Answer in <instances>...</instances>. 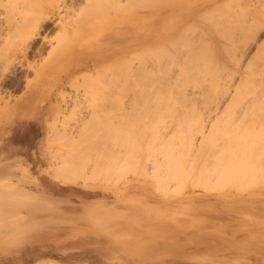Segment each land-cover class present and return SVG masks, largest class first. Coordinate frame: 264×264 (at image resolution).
I'll return each instance as SVG.
<instances>
[{
	"label": "rangeland",
	"instance_id": "374dc122",
	"mask_svg": "<svg viewBox=\"0 0 264 264\" xmlns=\"http://www.w3.org/2000/svg\"><path fill=\"white\" fill-rule=\"evenodd\" d=\"M212 1L189 0L180 24L182 30L176 39L156 45L152 52L140 58L128 55L124 65L134 68L132 76H128L130 72L127 70V74L126 69L111 71L103 76V87L98 91L93 82L90 86H82L84 75L91 73L94 77L95 71H82L76 77H83L75 81L73 87L58 88L51 101L46 91L35 99V105L13 113L14 116L0 115V264H264V190L258 191L264 188V181H260L263 178L256 179L261 184L252 178L240 185V188L256 185L253 188L262 195H256L255 190L248 193L253 188L247 190V186V192L243 189V195H236L238 182H235L237 187L232 182L234 188L230 189L226 181L228 187L223 185L226 188L223 191L230 189V195L223 197L226 192L221 190L222 195L218 190L224 181L213 189L215 180L210 182L211 179L208 181L205 177L223 159L231 157L228 153L234 151V141L239 146L245 144L243 154L246 151L245 155L250 154L256 161L262 156L259 163H264V99L246 100L254 92L258 96L264 92V0H217L214 8ZM165 2L167 0H144L137 4L153 10ZM172 24L174 22L141 23L135 26L134 33L169 31ZM116 33L117 30H110L108 35ZM54 42L58 45L56 40ZM251 42H263V52L257 57L255 51L244 54L245 46ZM43 57L46 59L48 55L45 53ZM250 58L254 75L241 85ZM28 60L34 63L32 55ZM173 77H178L175 85L170 83ZM29 79L34 82L33 72L29 73ZM223 85L224 91L227 86L230 91L239 86L242 97L246 95L245 100L228 102L225 106L229 107L222 106L221 112H216L214 105H210L214 102L210 101L217 96V88L223 91L220 89ZM6 90L5 99L9 101L1 100L0 109L15 105L26 91L25 87ZM185 93L190 94L188 98ZM99 95L103 103L100 106V101L96 100ZM85 106L92 111L101 107L103 117L102 126L98 125L99 119L86 120L93 132L88 129V135L91 133L87 136L88 147L85 144L86 153H81L77 145L83 140L77 138V144L64 130L74 126L80 108L83 110ZM201 131L209 132L212 142L207 140L210 143L207 147L213 148V152L198 162L191 158L189 148L183 147L181 140L196 133L199 143ZM259 133L262 136L259 137ZM213 141L220 144L216 145L218 148L211 146ZM249 144H254L251 145L253 149ZM114 151L110 160L103 156L108 162L106 166L102 164V154ZM71 152L75 153L70 155L74 164L79 168L83 165L78 168L81 171H88L90 167L97 171V166L94 168V164L90 166L89 163L94 161V156L100 157L95 158L99 160L98 164L95 161L100 165L98 172L91 171L94 179L89 177L90 171L84 175V170L82 175L74 166L76 169L72 171L71 167L68 173V168L60 166L67 158L70 161L67 153ZM117 152L122 153L117 157ZM152 157L158 164H163L167 157L177 159L192 174L183 175L178 169L175 174L182 177L177 175L179 178L171 179L173 184L172 181L169 185L167 181L160 182L161 169L158 171L154 166V172L150 167L154 161ZM137 158L141 162L138 166ZM83 161L89 169L84 167ZM114 162L115 166L110 165ZM122 162L125 165H121ZM144 163L152 172L141 166ZM198 165L204 167V173L196 172ZM104 168L105 171L110 168V176H105ZM60 169L68 175L78 173L75 176L79 177L78 181L75 179L78 183L72 175L67 179L61 175L62 181H57L60 177L53 173ZM99 169H102L100 176ZM194 173L195 178L192 177ZM189 175L194 178L191 184V179L186 178ZM96 177L100 180H95ZM203 177L206 179H201ZM85 178L98 184L88 180L93 187H84L82 179ZM180 178L184 181L182 186ZM63 179L67 182L63 183ZM200 179L207 180L210 192L205 191ZM200 184L204 191L199 189ZM193 185L198 186L197 190Z\"/></svg>",
	"mask_w": 264,
	"mask_h": 264
},
{
	"label": "bare ground",
	"instance_id": "6f19581e",
	"mask_svg": "<svg viewBox=\"0 0 264 264\" xmlns=\"http://www.w3.org/2000/svg\"><path fill=\"white\" fill-rule=\"evenodd\" d=\"M188 1L189 0H167V2H165V4H163L162 6L156 7L158 9L153 8V10H151L149 8L147 9L146 7L141 8L140 5L137 4V2L142 3V2H144V0H0V101L7 97L6 94L8 92H7L6 88L13 87V88L20 90V89L25 87V89H26L24 95L21 97V99L19 101H17V103L15 105H11L10 107H8L6 105L4 108L0 109V115L7 116V118H10L13 115V113L21 111L26 107H30L32 105H35V102H36L35 99L37 97L39 98L46 91H49V94L47 97L49 98L48 100L51 101L53 99V94H54L55 90H57L58 88L64 87L66 85L73 87V85L75 84V81L76 82L79 81V78L81 77L80 76L77 78L76 75L81 73L82 71L87 72V73H89L90 70L95 71L94 73H96V75L94 74V77H92V75H90L91 73L89 75L85 74L84 77L82 75V77H83V78L81 77L83 79V83H82L83 85L82 86H90V83L93 82L94 86H96L98 91H100V87L103 85V83H101V82H103V76L108 75V73H110L111 71L116 73L115 71H117V70L120 71V70L126 69L125 70L126 73H127V70L130 72L129 74L127 73L128 76H132L134 73V70H133L134 68L132 67L133 69H131L130 66L127 67V66H125L126 64L124 65L125 58L128 55L130 57L134 56L135 58H138V57L140 58V57L144 56V54L146 52H148V51L152 52L153 48L156 45H158L160 43H164V42H170V41L176 39L177 36L179 35L180 31L182 30V26L180 24H182L184 21L183 19L185 18L184 14L186 12V6H187ZM213 1H212L213 2L212 8H214L216 6L217 0H213ZM135 7H140V9H134ZM155 10H157V11H155ZM159 12H161V13L165 12L166 15L165 16L162 14L160 15ZM148 22H159L162 24H171L174 22V24H172V26L169 27V28H171V30H169V31L167 29H163V30H167L168 32L163 31V30L161 32L149 30L142 35L134 33L135 26H137L141 23H148ZM259 24H261V22H259ZM123 27L126 28L124 30V32L123 33L119 32V30ZM110 30H117V33L114 35H108ZM92 33L94 34L93 37H91ZM54 34H55V37H52V35H54ZM55 40L58 42V45L56 44L57 46L53 44V42ZM60 42H62V45H60L61 44ZM251 43L248 46H245V53L244 54H248V53L252 54V52L255 51L254 55H256L255 57H257V55H259L260 53L263 52V47H262L263 42L261 44H257L256 42H255L256 44H254V43L251 44ZM45 53L48 55V57L46 59H44V57H43V55ZM31 55H32V58L34 60V63H31L28 60V57L29 56L31 57ZM251 59L252 58H250V60ZM127 60H128V57H127ZM250 60H248V62H247L246 66H247L248 70L244 74L243 81L240 83L241 85L244 82L251 80L252 79L251 77L254 75V72L251 70V67L253 64L252 63L253 59L251 60V62H250ZM39 61H40V63H39ZM131 66H133V64ZM30 72H33V75H34V82L33 83L30 82L31 79H29V81H28V77H29ZM82 74H84V73H82ZM111 75H113V74H111ZM75 78H77L78 80ZM176 80L178 82V77L177 78L173 77V79L170 81V83L175 85L177 83ZM247 84L248 83L244 84V86H246ZM229 85H230V83H229ZM76 86L77 85H75L74 87H76ZM231 86L233 87V85H231ZM238 87L232 88L233 89L232 91H230L231 88H229V86H227V89L225 88L226 89L225 91H224V85L222 87H220V89L223 88V91L219 90L217 88L218 93H217V96L215 97V99H213L212 101H210L208 99L210 101V103L214 102L210 105H214V109L216 110V112H221L220 108H223L225 105H228L229 104L228 102H230V104H231V102H233L234 100H241V101L245 100L246 95L244 97H242V94H240V89H238ZM262 94H263L262 96H258L257 93L254 92V94L252 96H249L248 99H246V100L263 101L264 92H262ZM184 95H185V97L188 98V96L190 94L188 95L187 93H185ZM99 96H100V97H98L99 99L96 98V100L98 103L100 101V103H99V106H100V104H103V103L101 102L102 101L101 95H99ZM11 97H13V96H11ZM210 97H211V95L209 97L207 96L206 98H210ZM206 98L203 100L206 101L207 100ZM5 101L8 102L9 99L7 98V100L5 99ZM13 101H15V100H13ZM11 102L12 101H10L9 103H11ZM225 107L227 108L229 106H225ZM100 108L97 107V109L96 110L94 109L93 111L89 110L86 106L83 108V110H81L82 108H80V111L78 112L79 117L77 118L76 122L73 124L74 126H70L68 128L69 129L68 131L64 130V132L67 136L69 135L71 139H76L77 144L79 142V140L77 141V138H79L80 140H83V141H81V144L79 143V145H77V147L79 146L78 148L80 149V150L78 149V151L81 153H83V151L86 153L85 150L88 147L87 140L89 139V137H87V136H89L91 134V133H89V135H88V132L90 129L88 127L89 125H87V124L89 121H86V120H88L89 118L90 119L96 118L95 120L97 121L99 119V122H100L101 118L103 117V112H102L103 110ZM214 109H212V110L214 111ZM210 112L212 113V111H210ZM98 125L102 126V123L100 122ZM85 126H87V127L85 128ZM91 131L92 130H90V132ZM204 132L205 131H201V137H200L201 140L199 143H197L198 138L196 137V133H193L191 135L189 134V135L183 137V139L181 140L182 141L181 144L183 145V147L185 146V147L189 148L190 153L192 154L191 155L192 157L191 156L190 157L193 158L194 161L200 162V160L204 159L206 156H208L209 154H211L213 152V150H212L213 148L209 149L207 147L208 144H210L208 141L212 142L211 139L209 140V137H208L209 132L208 131H206V133H204ZM207 132H208V134H207ZM75 134H77V135H75ZM96 135H98V134H96ZM260 136H262V135H260V133H259V137ZM213 142L215 143L216 141H213ZM228 142L227 143L221 142V144H224V143H225L224 145L230 144ZM235 142L236 141H234V144H235ZM205 143H207V144H205ZM214 143H212V144H214ZM85 144H86V146H85L86 148L84 150ZM212 144H211V146H213L215 148H218L216 145H218V146L220 145V144L215 143L214 144L215 146H214ZM234 144L232 143V146H235L236 148L233 147L234 151L230 150V153H228V154H231V155H229L231 157L229 159H225V160L223 159L222 163L216 165V167H215L216 171L214 170V167H213L214 171H212V169H211L210 171L212 173L211 174L209 173V175L207 174V176H205L208 181H209V179H211L210 182L215 180L212 182L215 184V185L214 184L212 185L213 189H214V186L217 189L218 186H216V185L222 184L223 181H224V183L222 185H219L222 188H220L218 191H221V190L223 191V189L226 190V188H223V185L225 187L226 186L228 187V185H225L226 181H227V183L229 181L230 187H228V188L231 189V188H234V186L232 187V184H231L232 182H234V184H235V182H236V184L238 182L237 186L239 185L238 187L240 188L242 186V182L244 180L245 181H251L253 178L255 180H252V181H257L256 179H258V178L264 179V177H262L264 175V171H263L264 163H259L260 159H262V156L259 155V156H261V158L257 159V161H256L255 159H253L252 156H249L250 154L246 156L245 155L246 151L243 154V151L246 149L245 144H243V145L240 144V146L236 145V144L234 145ZM251 145H254V144H251ZM251 145L249 144V146H251ZM80 146H82V147H80ZM222 148H223V146H222ZM222 148L220 147V149H222ZM230 148L232 149V147H230ZM250 148L253 149L252 146ZM75 149L76 148H74V150ZM181 149H182V147H181ZM184 149H187V148H184ZM74 150H73V152H74ZM75 151H76L75 153L77 155L80 154V153L78 154L77 150H75ZM261 151H262V149L260 150V153H261ZM118 152H117V157L120 153H122V152H120V153H118ZM239 152H241V153H239ZM68 153H67V156H69V157H71L70 155L75 154L72 152H71L72 154L71 153L68 154ZM113 153H115V151L112 153L107 152V155H105L106 153H104V155L102 154V156L101 155L100 156L101 157L107 156V158H109L108 160H110ZM186 153H188V152H186ZM238 153H239V155H238ZM110 154H111V157H110ZM247 154H248V152H247ZM179 155H180V153H179ZM128 156H130V155H128ZM128 156H127V158H128ZM72 157H71L70 161H68L69 160L68 158L66 159L67 161H62L60 166L64 167V168H68V170L72 167V171H74V169L77 168L76 171L79 174L82 173V175L84 173H85L84 175H86V172L90 171V172H88V174L90 173L89 177L94 176L93 175L94 172L91 173V171L94 170V169L92 170V168L90 167L91 164H94L93 165L94 168L96 166L99 168V166H100V165H97L99 163L98 162L99 160L97 161V159H99L100 157L97 158V156L96 157L94 156V161H93L94 163L93 162L89 163L90 166L89 165L86 166L87 164H84V161H83L84 167L86 169L88 167H90V169H91L90 170L88 168L89 169L88 171H86L85 169H84L85 170L84 171L82 169L84 171V173H83V171L79 170L81 168L82 164L80 165V168L78 167V165L76 166L75 165L76 163L74 164ZM78 157L75 156V158H78ZM81 158H82V156H81ZM95 158H97V159H95ZM87 159H89V157ZM103 159H105L104 161H106L107 159L104 157L101 158L102 164L104 163V165L106 166L105 163H107L108 160L106 162H104ZM129 159H131V158H129ZM149 159H147V161ZM171 159H172V157H170V158L167 157L166 161L164 160L165 162L163 164H158L159 162L157 163V161H155V159H154L153 162H156V163L151 162L152 164H150V167L153 168V171H154V166L156 167L155 169H157V170L161 169V171L158 170L159 172H161L160 173L161 175L159 174L161 176L160 182L166 183V181H167V184H168L170 181H172V184H173L174 180H171V179H177L179 177H182V176H180L181 175L180 173H182L183 175H185V174L187 175L189 173L187 171V167L185 169V164H184V167H182L183 165L181 163L177 162V159H172V160ZM113 160L116 161V157L113 158ZM113 160H112V162H113ZM140 160H142V159L140 158ZM87 161H85V163H88ZM95 161H96V163L97 162L98 163L96 164ZM122 161H123V159H122ZM119 162L121 163V160H119ZM115 163L116 162H114L113 164L110 163V165L115 166ZM140 163H139V159H138L137 166ZM117 165H118V162H117ZM121 165H125V164L122 162ZM130 165L133 166L132 164H130ZM146 165H147L146 163L141 164V166L144 169L147 168ZM256 165L260 166V167L257 168ZM74 166L76 168H73ZM97 167L95 168L97 171L94 170L95 172H98ZM103 167L104 166L102 165V168ZM198 167H199V169H198ZM198 167H197L196 172H198V174L204 173V170H205L204 167H201V165H198ZM252 167H255V169ZM261 167H263V168L260 169ZM110 168H112V167H110ZM110 168H109V170H110ZM129 168H130V166H129ZM143 168H142V170H143ZM151 168H150L151 171L147 168V172H149V171L152 172ZM134 169L136 170V167ZM178 169L180 170V173H179L180 175L175 174L176 172H179V171H177ZM253 169H254V171L255 170L256 171L255 172L252 171ZM70 170L68 173H70ZM99 170H100V172L97 173L98 176H100V173L102 174V169H99ZM103 170L105 171V168ZM109 170L107 169V171H105L106 175H105V172H103L105 176H107V174H109V176H110V173H112V172H110ZM206 170H208V169L206 168ZM54 171H56V170H54ZM66 171H67V169H66ZM66 171H64V172H66ZM72 171H71V173H72ZM168 171H169V173H168ZM193 171L194 170L192 169V172ZM59 172H61V173H59ZM116 172H118V171H116ZM116 172H115V174H116ZM144 172H146V170ZM154 172L152 174H154ZM258 172L259 173L261 172V174L263 173V175L261 176V174H258ZM62 173H63V171H61V169L59 171L57 170L56 172L53 173V174H55V176L57 175L56 177H60V179L56 178L57 181L61 180V175H64V177H62V178H66V179L68 177L70 178L71 175L74 176L73 174L68 175L66 173L65 174L64 173L62 174ZM74 173H76V172H74ZM78 173H76L75 176H77ZM125 173H127L126 169H125ZM134 173H132V174H134ZM91 174H92V176H91ZM189 174H192V173H189ZM256 174H258V175H256ZM121 175H122V173H121ZM150 175H151V173H150ZM55 176H54V178H55ZM75 176L72 178H74L73 180L76 183H78L77 179L79 177H75ZM153 176H155V175H153ZM194 176H195V173L192 177H194ZM108 177H106V178H108ZM174 177H176V178H174ZM101 178H102V176H101ZM186 178L189 179L190 175H189V177L187 176ZM194 178H192V179L190 178L191 182H189V184L192 183ZM206 178L203 177L201 179H206ZM66 179H65V181L63 179V183L67 182ZM92 179H94V177ZM96 179H97V177L95 178V180ZM98 179L100 180L99 177H98ZM103 179H104V176H103ZM155 179H156V176H155ZM181 179L182 178H180L179 181ZM246 179H248V180H246ZM263 179H260V181L263 182L264 181ZM82 180L86 181V182L82 181V183L83 182L85 183V186L82 184L84 187H86V186H89V187L92 186L93 187V185L95 184L94 182H97V181L93 182L89 179L86 180V178L82 179ZM88 180H89V182L91 181L94 184L89 185L87 183ZM109 180H110V178H109ZM185 180H187V179H185ZM207 180H205L206 182H202V180H201V183L203 184V186L205 185L204 187H206V185H207L206 183H208ZM216 180H217V182H216ZM61 181H60V183H61ZM105 181H107V180L105 179ZM177 181L178 180H176V182ZM182 181L183 180H181V182H180L181 186L183 184ZM220 181H221V183H219ZM260 181L258 180L257 182H259V184H261L262 182L260 183ZM70 182L72 184L74 183L73 181H70ZM70 182L68 181V183H70ZM198 182L200 183V181H198ZM239 182L241 184H239ZM186 183H187V181H186ZM199 183H197V185H199ZM97 184H98V182H97ZM115 184H117V182H115ZM176 184H179V183H176ZM193 184H194V182H193ZM202 184H200L201 186L199 187V189L202 188V190H203L204 187L202 186ZM236 184H235V186H236ZM245 184H247V183H245ZM245 184H243V186ZM163 185H165V184H163ZM194 185H196V184H194ZM194 185H193V188L195 187L194 190H197L198 186L196 187ZM160 186H162V185L160 184ZM185 186L187 187V185L186 184L183 185L184 189H185ZM246 186L248 187L247 188V190H248L249 188H251V187L253 188L256 185L251 186V187L249 185H246ZM246 186H245V188H240V189L238 188L239 190L237 188H235L236 191L235 190L234 191L236 193H238L237 191H239V193L238 194H236L235 192L234 193L236 195H240V194L243 195L244 191L247 192ZM258 186L260 189H262L261 187L262 186L264 187V184H262L261 187H260V185H258ZM101 187L103 188L102 185H101ZM95 188L97 189L99 187L97 186ZM179 188H180V186H179ZM255 188H253L252 190H248V193H251L250 191H254ZM230 189H228L229 191L227 190L228 193L225 190L224 191L226 193L223 191L225 193V195L222 194V191L220 193L223 195V197H227L226 194L230 195L229 194ZM243 189H244V191H243ZM191 190H192V185H191ZM263 190H264V188L262 190H258V191L261 192ZM176 191H178V188ZM205 191H209V187H206ZM218 191H217V193L219 195ZM180 192H181V190H180ZM248 193H246V194H248ZM256 193H258V194H256ZM263 193H264V191H263ZM180 194L181 193H179L178 195H180ZM255 194L259 195L260 193L256 191ZM168 195H170V194H168ZM260 195H262V194H260ZM46 264H48V263L46 262Z\"/></svg>",
	"mask_w": 264,
	"mask_h": 264
}]
</instances>
